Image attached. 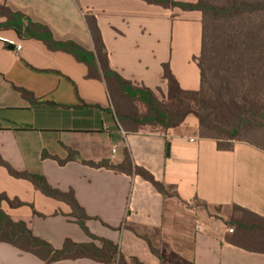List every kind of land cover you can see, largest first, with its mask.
Listing matches in <instances>:
<instances>
[{"label":"crops","instance_id":"1","mask_svg":"<svg viewBox=\"0 0 264 264\" xmlns=\"http://www.w3.org/2000/svg\"><path fill=\"white\" fill-rule=\"evenodd\" d=\"M194 2L196 0H179ZM47 25L56 41L88 51L93 43L85 15L95 17L110 68L123 79L166 96L163 66L183 91L200 87L193 55H200L201 13L166 9L143 0H0ZM3 18L0 17V22ZM19 45L20 51H16ZM16 89L29 92L33 103ZM105 84L87 78L72 56L53 52L24 29H0V157L13 170L43 176L50 187L72 191L88 216L85 225L111 241L129 262L142 264H264V254L225 240L226 221L237 206L264 219V151L243 142L218 151L198 135L188 115L166 135L127 133L115 120ZM68 150L77 157L66 160ZM124 150L176 195L164 197L138 176L84 162L119 165ZM46 153L49 157H42ZM0 194L24 205L2 210L22 221L54 249L67 239L89 243L63 202L0 166ZM147 242L158 251L150 252ZM95 244H97L95 242ZM0 264H43L0 242ZM50 264H102L88 259Z\"/></svg>","mask_w":264,"mask_h":264},{"label":"trees","instance_id":"2","mask_svg":"<svg viewBox=\"0 0 264 264\" xmlns=\"http://www.w3.org/2000/svg\"><path fill=\"white\" fill-rule=\"evenodd\" d=\"M166 9L177 8L201 13V48L196 64L200 72V87L196 91H183L167 65L163 66V79L167 83V97L123 79L109 66L100 30L95 17L85 15L93 43L88 51L72 41H56L50 28L33 21L26 14L0 4V29H24L31 39L42 42L53 52L72 56L83 64L87 78L101 80L106 87L111 111L118 125L127 133H155L166 135L169 129L181 124L185 117L194 115L198 122V135L216 142L218 151H229L233 143L243 142L264 151V0H143ZM256 90V91H254ZM29 103L33 96L16 89ZM240 92V95H239ZM42 157H49L46 153ZM77 157L68 150L64 164ZM94 168H106L129 176H138L148 182L164 197H176L157 182L145 169L133 165L127 150L123 161L112 165L107 161L84 162ZM0 166L16 179L30 182L44 196L65 203L70 216L89 243H74L67 239L60 249L34 236L22 221L14 222L2 210V203L11 208L24 204L0 194V242L29 253L50 264L61 260L88 259L102 264H129L111 241L92 235L85 222L89 219L74 198L73 192L63 193L49 186L43 176L13 170L0 157ZM225 240L249 252L264 254V219L234 206L226 221ZM95 242L97 244H95ZM152 255L159 253L149 242ZM130 264H142L130 259Z\"/></svg>","mask_w":264,"mask_h":264},{"label":"rangeland","instance_id":"3","mask_svg":"<svg viewBox=\"0 0 264 264\" xmlns=\"http://www.w3.org/2000/svg\"><path fill=\"white\" fill-rule=\"evenodd\" d=\"M199 57V55H193L192 56V58H191V63H196V59ZM254 91H256V90H254ZM239 95H240V92H239ZM165 98L167 97V95L166 96H164ZM192 116H194L193 114H192Z\"/></svg>","mask_w":264,"mask_h":264},{"label":"built area","instance_id":"4","mask_svg":"<svg viewBox=\"0 0 264 264\" xmlns=\"http://www.w3.org/2000/svg\"><path fill=\"white\" fill-rule=\"evenodd\" d=\"M20 48H21V47H20L19 45H17V46H16V51H20ZM231 232H232V229H228V233H231Z\"/></svg>","mask_w":264,"mask_h":264}]
</instances>
